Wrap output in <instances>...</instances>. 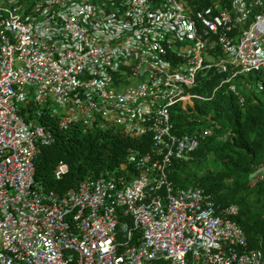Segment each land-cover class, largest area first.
Instances as JSON below:
<instances>
[{"label": "built area", "instance_id": "1", "mask_svg": "<svg viewBox=\"0 0 264 264\" xmlns=\"http://www.w3.org/2000/svg\"><path fill=\"white\" fill-rule=\"evenodd\" d=\"M202 1L0 0V264H264L236 205L169 176L212 132L176 133L172 110L190 111L211 73L242 104L234 81L264 71V0ZM42 108L60 130L114 128L152 147L128 156L137 175L44 191Z\"/></svg>", "mask_w": 264, "mask_h": 264}, {"label": "trees", "instance_id": "2", "mask_svg": "<svg viewBox=\"0 0 264 264\" xmlns=\"http://www.w3.org/2000/svg\"><path fill=\"white\" fill-rule=\"evenodd\" d=\"M222 76L211 73L201 79L193 89L201 100H194L190 111L183 112L179 107L172 110L176 133L190 134L201 127V131L212 128L214 135L201 138L186 161H173L169 176L175 186L202 188L220 206L236 205L239 214L235 221L247 237V247L256 248L264 240V181L251 188L249 176L264 164V71L234 81L243 96L242 104L225 86L216 88ZM246 84L253 88L246 90ZM40 111L38 120L53 140L35 156L34 181L44 191L59 196L76 189L87 178L137 175V170L126 165L128 156L144 154L152 147L149 137H130L114 128L60 130L55 117L44 108ZM207 160L220 170L198 172ZM60 162L67 165V170L57 178L55 170ZM123 164L128 171L120 170Z\"/></svg>", "mask_w": 264, "mask_h": 264}, {"label": "rangeland", "instance_id": "3", "mask_svg": "<svg viewBox=\"0 0 264 264\" xmlns=\"http://www.w3.org/2000/svg\"><path fill=\"white\" fill-rule=\"evenodd\" d=\"M211 135H214V132L212 130ZM220 170L218 167L215 166V163H213L211 160H207L206 162H203L200 167L197 169L198 172H204V171H218ZM264 181V164L258 166L253 170V172L249 176V185L251 188H253L256 183L263 182Z\"/></svg>", "mask_w": 264, "mask_h": 264}]
</instances>
